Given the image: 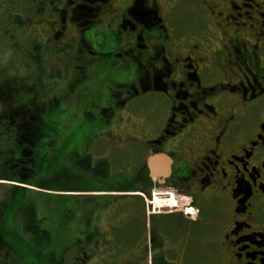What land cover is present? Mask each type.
I'll list each match as a JSON object with an SVG mask.
<instances>
[{"label": "flooded vegetation", "instance_id": "1", "mask_svg": "<svg viewBox=\"0 0 264 264\" xmlns=\"http://www.w3.org/2000/svg\"><path fill=\"white\" fill-rule=\"evenodd\" d=\"M52 5L86 44L93 45L87 31L111 17L115 40L107 55L123 62L96 57L88 64L103 80L115 69L113 90L100 105L109 143L142 156L126 190H119L144 200L135 204L148 220L143 234L127 243V264H264V0ZM64 43L68 55L73 47ZM37 95L33 90V106ZM54 102L48 117L60 100ZM29 103L0 109L5 120L16 118L0 122L16 146L27 141L18 135L32 130V120L46 118ZM126 115L127 124L119 125ZM158 155L171 161L167 178L152 177L148 159ZM156 188L158 209L155 201L144 203Z\"/></svg>", "mask_w": 264, "mask_h": 264}, {"label": "rangeland", "instance_id": "2", "mask_svg": "<svg viewBox=\"0 0 264 264\" xmlns=\"http://www.w3.org/2000/svg\"><path fill=\"white\" fill-rule=\"evenodd\" d=\"M51 1L60 7L68 0H0V109H19V103H29L31 93L36 90L37 105L29 104L38 114L46 116L43 118L45 123H50L43 129L46 137L39 142L35 155L31 150L40 136L41 118L31 121L28 140L17 144L19 147L13 142L7 144L10 133L3 131L0 144V260H10L11 254L16 255L11 247L9 252L5 249L6 239L28 241L29 237L23 232L22 216L30 203L36 207L43 227L52 232L54 248L50 249L64 259V264H127V243L143 234L148 220L135 204H142L144 200L132 201L119 190H126L142 156L136 150L117 148L109 143L108 137L112 134L100 105L113 90L110 86L116 80L115 69L103 80L88 64L96 57L108 63L110 59L123 62L120 56L107 55L115 40V32L109 25L111 17L87 31L93 45L86 44L78 35L77 27L66 25L67 21L52 9ZM53 13L55 16L50 17ZM15 18H20L21 23ZM64 42L73 47L68 55L64 54ZM36 44L40 47L37 54L33 50ZM92 48L96 54L89 53ZM31 52L32 57L40 58L41 73L35 72V63L28 65V53ZM58 99L54 116L48 117L49 107L56 106L55 102L49 103ZM128 119L126 115L118 124L126 125ZM11 156L19 161L10 174H6L8 178H4L5 171L9 170L5 166L12 165ZM87 158L89 162H85ZM101 160L109 164L105 178L94 177L81 169L85 163L93 169ZM27 163L35 168L33 177H29L32 174ZM13 175L16 179L11 178ZM16 187L26 191H16ZM157 193L158 188L153 189L152 199L145 201V205L155 201V208L159 207ZM90 236L93 242L86 245ZM64 247L68 250L62 255ZM28 261L38 264L35 257Z\"/></svg>", "mask_w": 264, "mask_h": 264}, {"label": "trees", "instance_id": "3", "mask_svg": "<svg viewBox=\"0 0 264 264\" xmlns=\"http://www.w3.org/2000/svg\"><path fill=\"white\" fill-rule=\"evenodd\" d=\"M20 18H15V20H17L18 22L21 23V19L19 20ZM18 22H15V25H19ZM39 46L38 44H36L33 48L35 54L39 53ZM16 50V49H15ZM29 54V66L30 65H33V62L34 63H37V64H40V58L38 56L35 57H32L33 53H28ZM32 111H34L32 108H31ZM38 113V112H37ZM4 119L2 117H0V122L1 120ZM7 120H9V124L11 122H13L16 118H14V116H9L8 118H6ZM39 121V120H38ZM42 121L40 123V128H39V131H40V136L38 138V142L35 143V145H39V142H41V140L46 137V135H44V127L47 126V124H50L48 121H46V123L44 122L43 120V117L41 118ZM39 121V122H40ZM7 124V125H9ZM23 124H27L28 123L24 122L21 120V123H19V125L23 126ZM3 134L2 132H0V144L2 143L3 140L2 137H3ZM48 135V134H47ZM10 139L9 138H6V143L9 144L10 142H13V145H14V139H13V134H10ZM26 137V140H28V135L26 133L24 134H21L18 135V139L19 140H23V138ZM36 146V147H37ZM37 150V149H36ZM12 158V156H11ZM16 161H19L17 158H12V161H10V165L11 166H5V167H9L8 169V172L5 171L4 173V178H8L7 175L10 174L11 172V169L12 168H15V163ZM22 162V160H21ZM21 162H18L20 166H22V164H20ZM85 162H89V158H87V160ZM8 163V162H7ZM6 164V163H5ZM5 164H2V165H5ZM27 168H28V171L30 172V175L29 177H33L35 174V168L33 166V164L31 163H27ZM82 166V170L86 171V172H90L94 177H106L108 175V170H109V164H108V161L106 160H101L99 161V163L97 164V166L92 169L90 164L89 163H85L84 166ZM7 174V175H6ZM3 177V176H2ZM28 177V179H29ZM12 179H16V176H12L11 177ZM25 181H27L26 179H23ZM151 185V184H150ZM21 187H16L14 188V190L16 189V191H22V192H25L26 190H24L23 188ZM15 194V193H14ZM24 196H22L19 200V202H21V199L23 198ZM17 200V198H15ZM17 208V207H16ZM22 221L24 223V234L27 235L29 237L28 241H26L25 243L23 241H20V239L16 238V240L14 239H6L5 242V249L8 251V249H13L16 251V255H13L11 254L12 256L10 257V260H7V259H1L0 260V264H35V263H32V261H28L29 258H32V257H35L37 258V263L38 264H45L46 261L49 262V264H64V259L62 257H58L55 255V252L54 251H51V247L54 248V239H53V235H52V232L46 228H44V222L39 218H38V214H37V210H36V207L33 205V204H28L26 205V207L24 208V211H23V216H22ZM20 242H22L23 244H21ZM93 242V238L92 236L88 237L87 240H86V245H90L91 243ZM11 247V248H10ZM25 247V249L23 248ZM66 247V246H65ZM63 248V253H66V251L68 249L66 248ZM68 248V247H67ZM49 249H50V252H49ZM22 255V256H21Z\"/></svg>", "mask_w": 264, "mask_h": 264}, {"label": "water", "instance_id": "4", "mask_svg": "<svg viewBox=\"0 0 264 264\" xmlns=\"http://www.w3.org/2000/svg\"><path fill=\"white\" fill-rule=\"evenodd\" d=\"M148 165L152 171V177L154 179H158L160 177L167 178L170 174L171 161L164 155L149 158Z\"/></svg>", "mask_w": 264, "mask_h": 264}, {"label": "bare ground", "instance_id": "5", "mask_svg": "<svg viewBox=\"0 0 264 264\" xmlns=\"http://www.w3.org/2000/svg\"><path fill=\"white\" fill-rule=\"evenodd\" d=\"M157 198H158V197H157ZM157 198H156V199H157ZM163 207H164V206H162V208H163ZM156 209H158V208L156 207Z\"/></svg>", "mask_w": 264, "mask_h": 264}]
</instances>
